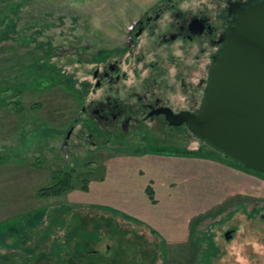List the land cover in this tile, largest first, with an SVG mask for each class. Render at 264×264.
Wrapping results in <instances>:
<instances>
[{
    "label": "rangeland",
    "instance_id": "obj_1",
    "mask_svg": "<svg viewBox=\"0 0 264 264\" xmlns=\"http://www.w3.org/2000/svg\"><path fill=\"white\" fill-rule=\"evenodd\" d=\"M11 1L22 2V5L17 14L11 13L1 26L3 32H0L9 36L0 41V84L7 89L22 83L19 86L26 89L18 95L3 90L0 96H7V101L21 98L25 110L20 113L18 109L12 111L0 104V156L3 155L0 157V212L6 214L9 203L16 199L26 201L34 197L35 194L30 197V189L22 185L28 178H32L31 184L36 188L35 196L39 200L23 206L25 215H14L15 219L11 217L10 222L0 223V264H104L112 258L113 263L122 262L118 264H264V174L243 169L189 131L171 139L161 137L157 141L142 142L143 145L125 143L126 150L138 153H130L129 158L118 155L113 158L112 166L107 154L103 155L100 165L80 168L82 170H76V174L79 181L83 177L97 179L109 171L107 166L116 170L125 161L130 166L146 155L173 154L170 151L174 150L195 152L197 156H193V161H197V157L199 163L210 159L231 167V170L218 168L216 171L200 164L193 170L195 186L191 190V202L189 197L178 200L180 195L172 202L169 196L174 189L171 187L177 185V188L179 183H167L166 173H161L158 180L149 181L155 190L156 201L153 202L148 194L146 198L155 211L163 215L165 210L167 214L172 213L168 216L169 221L163 222L167 229L162 232L173 238L178 237L182 227L189 232L193 217L209 213L195 227L203 241L201 251L195 252L194 246L191 248L197 243H192L190 238L181 244H172L170 249L165 247V241L152 232L141 217L129 211L103 207L105 205H61L57 207L61 211L56 214L45 205L46 197L39 196L37 191L42 186L52 185L56 174L67 170L65 163L74 156L63 146L73 97L63 86L49 87L50 79L37 77V72L26 75L25 69L28 72L34 63V54L27 57L26 51L39 47V58H44L41 60H45V64L53 63L65 73L61 75L66 87H78L83 80L92 79L89 71L93 66L88 61L80 63V56L84 54L83 58L89 59L98 48L110 47L115 38L119 41L118 26L115 25L119 24V19L126 17L135 5L146 6L159 0H2L0 9L10 5ZM179 1L183 6L196 8L200 5L214 7L217 0ZM20 34L31 42L29 46L21 45ZM185 48L176 52L185 54ZM212 49L216 51L215 47ZM190 50L201 53V45L191 46ZM209 58L210 54L206 53L203 62ZM202 76H207L206 71L197 73L196 83ZM181 97L183 108L186 103L184 95ZM136 157L139 158L135 160ZM116 159L125 161L115 164ZM30 163L33 167L27 166ZM62 165L64 167L60 168ZM141 177L145 178V174ZM20 182L22 186L18 185ZM85 194L78 187L55 200L93 195ZM167 197L173 207L164 199ZM138 211L147 213L143 204ZM187 213L189 222L185 225ZM228 230H232L229 239L225 237ZM79 243L89 253H73V246ZM52 244L55 245L53 249L49 248ZM57 246H63L62 251L56 252L59 251ZM107 246H111V251ZM166 249L171 251L170 254H166ZM93 250L98 253L94 255ZM82 256L85 259L81 261Z\"/></svg>",
    "mask_w": 264,
    "mask_h": 264
},
{
    "label": "flooded vegetation",
    "instance_id": "obj_2",
    "mask_svg": "<svg viewBox=\"0 0 264 264\" xmlns=\"http://www.w3.org/2000/svg\"><path fill=\"white\" fill-rule=\"evenodd\" d=\"M221 1L217 0L214 7L196 8L183 6L179 0L135 5L119 19L120 26L115 24L119 41L113 39V45L98 48L89 59L80 56V63L93 64L89 71L92 79L67 88L73 100L63 146L74 155L65 163L68 169L100 165L106 154L111 159L138 153L126 150L125 143L143 145L188 131L199 138L187 122L171 123L170 117L181 111H199L214 66L213 57L234 24V9H247L259 0ZM195 45H201V53L190 50ZM183 46L185 54L179 53ZM206 53L210 58L204 63ZM205 71L207 76L196 83L197 73ZM181 94L186 103L183 108Z\"/></svg>",
    "mask_w": 264,
    "mask_h": 264
},
{
    "label": "water",
    "instance_id": "obj_3",
    "mask_svg": "<svg viewBox=\"0 0 264 264\" xmlns=\"http://www.w3.org/2000/svg\"><path fill=\"white\" fill-rule=\"evenodd\" d=\"M234 12V24L213 57L203 105L198 112L170 118L187 122L194 134L243 169L264 174V0ZM231 236L228 230L225 237Z\"/></svg>",
    "mask_w": 264,
    "mask_h": 264
},
{
    "label": "crops",
    "instance_id": "obj_4",
    "mask_svg": "<svg viewBox=\"0 0 264 264\" xmlns=\"http://www.w3.org/2000/svg\"><path fill=\"white\" fill-rule=\"evenodd\" d=\"M131 156H126V158H129ZM133 158V157H132ZM131 158V159H132ZM139 158H134L135 160ZM197 161H193V156L188 155H179V154H163V153H153L146 155L145 157H142L141 160H136L132 165H126L125 160H118L116 159V163L123 162V165L116 167V170H113V167H110L113 165V158L108 160V163L110 166L108 167V170L104 175H101L100 178L97 179H90L89 182V189L83 190L85 192L86 196L87 194H93L88 197H73V198H62L59 200H55V197H46L45 199V205H48L51 209V211L55 212L56 214L59 213L57 207L58 206H101L105 205L103 207H112L129 211L133 215H136L138 217H141L143 220V223L147 224L152 232L156 233L163 239L165 242V247H169V249L172 247V244H181L182 242H185L187 238H189L187 230H185V227H182L180 231H178V237H172L169 233L162 232L163 229H167L163 226V222L167 223L169 221L168 216L170 214H167L168 212L165 210L164 215L163 213H159L155 211L153 208L154 205H152L148 199L146 198V187L149 183V181H154L159 179V175L161 173H166L169 177V184H175L179 183V186L176 188L171 187L174 189L172 191V194H170V198H172V202L175 201L176 196L179 198L178 200H186L187 197L190 198L191 202V196H192V187L195 186V182L192 179V173L193 170H197L198 166L200 164L206 165L208 168L212 170H216L218 168H227L231 170V167L223 165L221 163H217L216 161L205 159L209 161H205L204 163H199L197 157H195ZM33 163H30V165H27L29 167L32 166ZM135 165H138L139 169L134 168ZM26 166V164H25ZM112 169V170H110ZM236 174H239L235 172ZM143 174H145V178L141 177ZM243 175V172L241 173ZM32 175V173H31ZM139 176V177H138ZM138 177L137 179H135ZM134 178V179H133ZM28 180V181H27ZM27 180H24L23 186H27L26 188L30 189L29 196L32 197V194L36 195V188H33L32 178H28ZM97 181L99 183H97ZM96 182V184H95ZM177 183V184H178ZM18 184V183H17ZM19 186L21 185L18 184ZM181 188V189H180ZM25 189V188H24ZM196 194V193H195ZM34 195V197L26 201H22L20 199H16L15 201H12V203L5 204L7 205L8 212H0V223L4 222H10L12 219L11 217H14V215H25L23 213V206H30L34 203H37L39 198ZM166 201L169 202V206L173 207V203H170V199L164 198ZM54 200V201H53ZM141 203V204H140ZM144 205L146 207L147 213H140L138 211L139 207L141 205ZM54 206H56L54 208ZM48 207V208H49ZM52 207V208H51ZM7 208V207H6ZM34 211L37 210L33 209ZM169 211H172V208H168ZM189 213V212H188ZM185 215V225L189 222V214ZM10 214V215H9ZM9 215V216H8ZM36 217V215H35ZM96 230V229H95ZM160 231V232H159ZM181 242V243H180ZM73 246V245H72ZM70 247V246H69ZM74 252L77 253V255L82 254L85 255L86 253H89L86 251L84 246H80V243L77 245H74ZM49 248H55V245H50ZM56 248H59V251L56 250V252H60L63 249V246H57ZM193 248V245L192 247ZM111 246H107V250L111 251ZM171 251L168 252V249H166V254H170ZM68 253H71L68 251ZM91 253L97 254L98 252L91 251ZM122 253H126V251H122ZM82 259H85L84 256L81 257ZM70 262H73L72 259L69 260ZM69 262V263H70ZM118 262V261H117ZM122 263V262H118ZM113 263V258L109 260V262H104V264H118ZM101 264V263H100ZM127 264V262H126ZM154 264V263H153ZM162 264H172L171 262H166Z\"/></svg>",
    "mask_w": 264,
    "mask_h": 264
},
{
    "label": "trees",
    "instance_id": "obj_5",
    "mask_svg": "<svg viewBox=\"0 0 264 264\" xmlns=\"http://www.w3.org/2000/svg\"><path fill=\"white\" fill-rule=\"evenodd\" d=\"M2 1V0H0ZM22 5V2H10V5L3 7V9H0V30L2 29V24L5 23V19L10 17L11 13L13 15L17 14V9L19 8V6ZM2 31V30H1ZM3 32V31H2ZM0 32V41H2L1 39L9 36L8 33L6 34V32L3 33ZM13 32H15L17 34L16 31L13 30ZM19 40L23 43L21 45H27L29 46L31 44V42L28 40L26 41V37L21 36V34L18 36ZM38 49L34 48V49H28L26 51V55L27 57H30L31 55L34 54L33 57V65L32 67L28 68V72L26 71L27 69H25V74L29 75L30 73H38L37 77H46L50 79V83H49V87H52L53 85H60L64 87V83L62 82V79H64V77L62 75H60L57 71V69L55 68L56 65H54L53 63H44V61L41 60V58H39V54H38ZM39 58V59H38ZM44 59V58H42ZM40 61L42 63H40ZM30 72V73H29ZM45 72H47V74H45ZM36 77V78H37ZM55 82V84H53ZM22 84V83H20ZM20 84L16 85H12L7 87L8 90H11L13 93L15 94H19L22 93L24 91V89L26 88H22L21 86H19ZM23 85V84H22ZM65 89H67V87H64ZM4 89L2 87V85L0 84V93L3 90H7ZM10 96V95H8ZM7 96L1 97L0 96V104H4L7 106V108L10 110H17L18 112H24L25 108H24V103L21 100V98H18L14 101L12 100H8L6 99ZM13 103V104H12ZM20 116V115H19ZM168 151H166L167 153ZM173 152V154H179V155H188V156H197V154L195 152H191V151H179V150H174V151H170ZM3 156V155H2ZM0 156V157H2ZM231 159V158H230ZM233 160V159H232ZM235 161V160H233ZM236 162V161H235ZM238 163V162H237ZM240 166L241 164L238 163ZM242 167V166H241ZM67 170L61 171L60 173L56 174V178L54 180V183L52 185H46V186H42L39 188V190L37 191V194L41 197H61L62 195H64L66 192H69L71 190H74L78 187H80V189L82 190H88L89 189V182H90V178L88 177H83L80 181L77 179V174H76V169L75 168H66ZM251 171V170H249ZM82 183V184H81ZM146 192L149 195V197L151 198V200L153 202H155V190L153 188L152 183H149L146 187ZM221 210V208H220ZM209 213H205L204 215H199L196 217H193V219L190 222V230H189V238L190 240H192V243L196 242L197 244L195 245L194 243V250H196L195 252L201 251V244L203 243L202 239L198 237L197 232H195V227L196 225H198L199 221H201V219L204 218V216L208 215ZM16 245V244H15Z\"/></svg>",
    "mask_w": 264,
    "mask_h": 264
}]
</instances>
